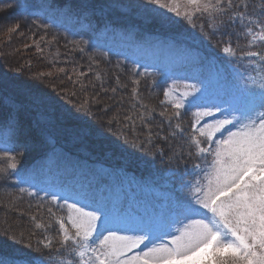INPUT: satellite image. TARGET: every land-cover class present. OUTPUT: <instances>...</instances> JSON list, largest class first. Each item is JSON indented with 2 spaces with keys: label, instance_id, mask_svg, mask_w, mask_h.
I'll return each mask as SVG.
<instances>
[{
  "label": "snow or ice",
  "instance_id": "1",
  "mask_svg": "<svg viewBox=\"0 0 264 264\" xmlns=\"http://www.w3.org/2000/svg\"><path fill=\"white\" fill-rule=\"evenodd\" d=\"M40 8L54 16H83L84 27L95 23L158 37L145 49L146 56L163 54L174 69L168 75L172 84L163 92L171 99L158 113L156 131L150 127L156 110L142 102L140 92L142 81L153 75L150 63L134 61L128 83H122L123 69L117 64L110 88L95 73L99 91L92 93L88 88L97 85L85 83L88 73L70 75L64 68L55 77L52 71L32 76L47 92L9 96V85L0 82V160L6 164L0 178L18 177V184L34 181L40 173L65 178L59 185L19 188L21 200L27 195L41 201L38 209L44 207L40 191L51 197L47 214L59 230L55 236L43 235L37 245L59 246L74 255V264H264V0H104L99 5L85 0L75 13L70 0L63 5L42 0ZM13 10L35 20L39 11L29 0H0V27L9 38L24 37L21 21L9 15ZM114 14L133 16L137 23L118 25L109 19ZM35 20L32 36L44 34L24 47L42 54L41 45L57 41L49 40L44 23ZM235 22L243 25L253 47L257 39L261 42V50L250 48L237 56L228 31ZM197 40L213 44L221 56H206L190 45ZM69 45L85 53L84 41H68L65 48ZM238 59L248 61L254 75L236 69ZM93 65L100 67L90 56L89 72ZM129 83L135 101L131 110L116 111L105 120L123 107L118 93ZM109 92L111 103L101 99V93ZM188 113L194 120L185 136L182 116ZM177 137L183 141L179 148L170 142ZM127 148L134 153L123 156ZM29 153L39 159L25 171L20 160ZM117 153L119 163H109ZM94 154L103 161L92 160ZM186 158L193 160L195 173L180 169L178 161ZM157 161L166 165L163 173L155 170ZM137 169L148 174L137 175ZM65 207L67 218L58 217L54 208ZM4 238L21 243L14 236ZM27 249L0 254V264H33L31 243Z\"/></svg>",
  "mask_w": 264,
  "mask_h": 264
},
{
  "label": "trees",
  "instance_id": "2",
  "mask_svg": "<svg viewBox=\"0 0 264 264\" xmlns=\"http://www.w3.org/2000/svg\"><path fill=\"white\" fill-rule=\"evenodd\" d=\"M261 0H254L255 4H259ZM249 11H252L250 8ZM258 12V9L256 10ZM12 19H19L22 23V30L25 33V36L22 37L18 34L12 35L10 38L4 31L2 27H0V74L3 75L5 78L10 80L13 84H21L23 88H25L28 91H50L44 83H41L43 85H39L36 83V80L32 79V76H34L37 72H49L52 71L54 74V77L56 75V70L58 68H64L66 72L70 75L78 72H85L88 73L87 78L85 79L86 84H91L95 83L97 85V88L94 90L91 87L88 88V93H92L93 91H99V84L100 81L95 79V73H99L101 80L105 81V86L106 87H113L115 86V81L112 79V73L116 72L117 69L116 67H105L103 64H99L100 67L96 68L95 65L92 67V71L89 72V57H101L99 52H96L92 50L87 44L84 43L85 47V53L81 54L78 51H72L71 45H69L67 48H65V44L68 41L71 40H80L84 41L81 38L77 37H70L66 33L60 32L53 30L52 28L49 27L50 30H53L67 38V40H64V42L58 44V41L56 42L55 45L53 46H46L44 49L43 53H38L37 50L34 47L30 48H12V51L10 52L8 60H5L3 57L2 51L10 49V44L13 41H16V43L19 45L20 44H31L33 39H36L39 35H43L44 32L40 31L37 35L32 36V33L36 31L35 28L32 27L33 20L35 18L28 17L27 15L24 17H18L15 15V10H13L12 13L9 14ZM123 18V17H121ZM253 19L258 18L257 16H253ZM132 20V22L137 23L136 19H129ZM127 21V20H126ZM36 23H39L35 20ZM43 23V22H42ZM128 25L130 23L125 22ZM47 32L49 33L50 31L48 30V25L44 23ZM31 28V31L29 29ZM228 31L232 33L231 39L233 42V46L236 48V51L238 54H244L248 50H246L245 45L244 46H239L241 39L240 35H243L245 37L244 41L246 45H251V43L248 41L247 36L245 35V29L243 25H241L239 22H235L231 24L228 28ZM29 35V36H27ZM198 35V33L196 34ZM31 37V38H28ZM224 39H228L229 37H223ZM239 43L237 44L236 43ZM24 42V43H23ZM85 42V41H84ZM190 45L193 47H199L201 51L203 52L204 55H209L210 57H215L216 55L220 54L219 49L214 47L213 44H209L208 42H200L198 40V43L196 41H189ZM259 45L261 47V43L258 41L255 42V46ZM87 45V46H86ZM6 47V48H5ZM252 47V45H251ZM250 47V48H251ZM242 48H245V51H241ZM91 51V52H90ZM2 55V56H1ZM5 57V56H4ZM106 57V56H105ZM3 59V60H2ZM109 60L113 61H120L123 63L125 66L130 67V65L122 62L121 60L115 59L113 57H107ZM97 61H99L96 58ZM101 62V61H99ZM53 63L55 66L53 67ZM102 63V62H101ZM30 64V68L26 67L27 65ZM106 64V63H105ZM131 68V67H130ZM132 69V68H131ZM30 72L32 74H30ZM126 75V74H125ZM124 74H121V81L122 83H128V79ZM26 77H30V80L28 81ZM151 76L147 78V80H150ZM66 78L64 79V81ZM39 82V81H38ZM59 80H56V83H59ZM67 84L66 82H64ZM153 88H151L149 85H147L145 82L141 83L140 86V92H141V98L142 102L146 103L149 108H155L156 110V115L155 118L152 120V123L150 127H152L153 131H156L158 126H161V118L159 117L158 113L162 111L164 108L159 107L157 105V95L159 96L160 92H163V89L160 85H156L153 83ZM69 90H71V85H68ZM145 91V92H143ZM144 94H147L149 99H144ZM111 95L109 92L107 95L101 93V99L103 101H106L108 103H111V101L108 99V97ZM122 96L124 98V105L120 109H114L113 112H109L108 116H105L104 119L107 120L109 116L115 114L116 111L122 112V113H127L131 110V105L135 103V101L131 97V85L129 83L128 88L124 89L123 91L118 93V97ZM152 98H156L155 100H151ZM170 112V110H169ZM187 117L188 114H186ZM185 115H183V119L186 118ZM189 119V118H188ZM165 128L167 127L166 124L163 125ZM115 128H119V125H114ZM187 135V134H186ZM111 139V137H109ZM171 143L175 144L177 148L180 147L181 144H183V141L180 140L179 137H177L174 140L170 141ZM69 151L76 152L77 149L71 145H68ZM130 153H134V150L131 148L123 149L122 150V155L123 156H128ZM3 154V153H0ZM35 155H38L36 153H33ZM135 155H139V153H135ZM24 157H27L25 155ZM39 156L34 157L31 159L25 166L33 162L34 160L38 159ZM121 158V153H117L116 157L108 161L109 163H119ZM101 160L103 161L102 155L97 156L93 155L92 160ZM28 159H26L23 163L24 164ZM199 162V161H196ZM180 167H186L190 166L193 164V160L189 159H184L178 161ZM23 166V167H25ZM166 165H163L159 163V161L156 162L155 164V170H157L159 173H163L164 168ZM0 168H6L5 162L0 163ZM147 175L148 170L147 169H137V175ZM4 174H0V177H2ZM11 179V178H10ZM8 179L7 181L3 180L0 178V254L2 255H12L17 252V250H23L27 249V245L31 243L32 247L34 245H37V241L43 238V235H49V236H55L58 231L56 228L59 229L58 224H55L53 222L52 218H49L47 214V207L50 206L47 201L44 200V207L36 209L38 204L35 203H27L25 200V204L23 206H28V208H24L23 206H20L19 204L16 203L14 198L15 195H11L9 193H12L11 191L15 192L16 190L11 187V181ZM19 196V195H17ZM20 197V196H19ZM21 198V197H20ZM22 202V200H21ZM41 203V201L39 200ZM23 203V202H22ZM32 206H30V205ZM23 207L25 210H20L18 211V208ZM54 211H58L57 208H54ZM36 216L37 219L33 221L31 219L32 216ZM13 219L14 222L16 221V225L13 226ZM37 225H42L41 227H37ZM10 237H15L18 240H21L20 244H12L11 239H5V235ZM33 249V248H32ZM28 251V250H27ZM26 251V252H27ZM30 259H47V258H53L55 257L56 260L62 261L66 259H71L72 254L66 250L60 249L59 246H56L52 249H45L40 252L34 253V251H31L29 253Z\"/></svg>",
  "mask_w": 264,
  "mask_h": 264
},
{
  "label": "rangeland",
  "instance_id": "3",
  "mask_svg": "<svg viewBox=\"0 0 264 264\" xmlns=\"http://www.w3.org/2000/svg\"><path fill=\"white\" fill-rule=\"evenodd\" d=\"M55 2L57 4L63 5L64 3L69 2V0H55ZM84 2H85V0H70V3L73 5V13H75L77 8ZM88 2L99 5V4L104 3V0H88ZM29 3L31 5H33V7L36 10L39 11L40 18L47 20L51 25H54L57 28H63L65 30H67L68 32H70L71 34L87 33V35L90 36V39L91 38L93 39L92 43L94 44L95 48H97L99 50H103L106 53L118 55V56L122 57L123 59L129 61L133 65H134V63H133L134 61H143L144 63H150L151 65H153V66L149 67L148 71L151 72L154 77H151L150 80L146 79V80L142 81V82H145L147 85H149L151 88H153L152 82L153 83L154 82L155 83H161L162 85L165 86L164 90H166L169 86H171L172 81L170 79H168V75L174 69V65L172 63L171 58H169L163 54H157L156 56L148 57V56H146V53H145V49L150 44L155 43V41H156V39H158V37H146L142 33H134V30L131 28L125 29V28L119 27V28H122V29H119V28L109 27V28L105 29L103 27V25L101 26L98 24L92 25L90 28L84 27V25L87 24V21L84 19L83 16L77 17L75 14H72V15L61 14L58 16H54L52 14L47 13L46 10L40 8L42 0H29ZM121 17H123V18H121ZM128 18L135 20V18L133 16H123L120 14H114V15L109 17V19H112L118 25H128L127 23H125L127 21L130 24H134V22H132V20H128ZM36 21L39 23H42V21H40V20H36ZM48 30L50 31L49 33L47 32V38L49 40H51L53 37H56V41H58V44H59V42L62 43V42H64V40H67V38L65 36L55 32L53 30H50L49 27H48ZM27 36H29V35H27ZM36 39H39V36L36 37ZM240 39H241L240 44L237 43V41H236V43L239 44L240 47L245 45L246 50H249L251 45H252L251 37H247L248 41L251 43V45H248V46L246 45V43L244 41L245 37L243 35H240ZM77 41H80V40H77ZM256 41L261 43L258 39ZM196 42L198 43V40ZM55 44H56V42L50 46H53ZM24 45L23 44L21 45L20 42L18 45L16 43V41H13L9 46L10 49H8V50L3 49L4 51H2V53H3L2 58H4L5 60H8L10 52L12 51V48H13V50H14V48L23 49V48H25ZM41 47L43 49L46 48L45 45H41ZM48 48H49V46H48ZM244 49L245 48H242L241 51L242 52L245 51ZM251 50L259 51V50H261V47L256 44V46L251 47ZM242 55L243 54L237 53L238 57H240ZM220 56H221V54H220ZM96 58L99 61H101L102 63L97 61V60L96 61L100 65L101 64L105 65V67H108V66L116 67V65L119 64L120 67L123 69V74L124 75L126 74L125 75L126 77H128V74L131 71L130 67L125 66L120 61L109 60V59H107V57H106V59H102L101 57H96ZM248 63H249L248 61L246 62L244 60L238 59L235 62V68L238 69L240 72H246V73L254 75V73H252L250 71V68L248 67ZM138 70L143 72L144 68L140 67ZM30 74H32V73L30 72ZM26 79L29 81L30 77H26ZM0 82H6L9 85V88L7 90L9 96H14L17 93L26 94V93L30 92V91L26 90L25 88H23L20 83L19 84H13L12 82H10V80L5 78L1 74H0ZM64 82H66V80ZM36 83L39 85H43L38 81H36ZM59 83H57V84H59ZM143 92H145V91H143ZM143 95H144V99H149L148 98L149 96L147 94L143 93ZM168 99H171V97L165 98L163 96V92H160L159 96L157 95V101H156V98H152L151 100H155L156 102H158L157 105L159 107L164 108L167 105ZM162 102H164V103H162ZM169 110L171 111L170 107H169ZM193 111H195V110H193ZM188 116L189 117L186 116V118H184V119L182 117V126L186 130L185 136H187L188 133L190 132L191 122H192V120H194V117L192 116L191 113H188ZM2 155L3 154H0V156H2ZM36 156H38V155H35L33 153L27 154V157H23L20 160V162L23 163L26 159H28V160L24 164H22L20 167L22 168L23 166H25L31 159H33ZM3 162L4 161L0 160V163H3ZM32 169H33V167L26 170V171H31ZM187 170L189 172H192V173H195V171H196L192 168V166L189 167ZM189 178H191V177H189ZM18 179H19L18 177L13 176V181L17 184V186L23 187V188L29 189V190H31L30 189V183H35L37 187L43 188V187H47L50 184L59 185L62 181L65 180L64 177L50 176V175H47L44 173L38 174L36 176L35 180L30 181L29 183L18 184L17 183ZM10 181H11V179H10ZM51 190H55V189H51ZM11 192L12 193H9V194L15 195L14 198H18L15 200H16V203L19 204L20 206H23L26 202L27 203L40 204V202L37 198H30L27 195H24V198L22 199V202H23L22 203L21 198H20L22 194L19 192V190H16L15 192H13V190H12ZM39 194L45 195V192L40 191ZM17 195H19L20 197ZM60 203L63 204V201H60ZM28 205H30V204H28ZM30 206H32V205H30ZM23 207L28 208V206H23ZM23 207L18 208V211L25 210ZM36 209H38V208L36 207ZM62 209L65 210V214L60 212V211H57V216L58 217L63 216L66 219L68 214H69V211L66 207L62 208ZM14 220H16V219H13V226L16 225V221L14 222ZM68 227H69V229H71L70 224L68 225ZM56 230L58 231L59 229L56 228ZM38 247H39V250L36 251L35 249H37ZM32 248H33L34 253L45 250L44 248H42L38 245H34V247H32ZM143 248H144V245H141V249H143ZM27 250L28 249H23V251H25V252ZM136 251H140V249H137ZM34 260L35 261H33V264H74V261H71V262L58 261V260H55V257L47 258L44 260H42V259H34Z\"/></svg>",
  "mask_w": 264,
  "mask_h": 264
}]
</instances>
